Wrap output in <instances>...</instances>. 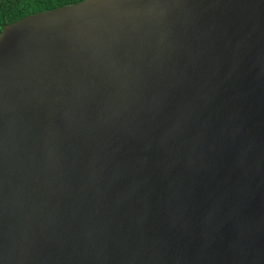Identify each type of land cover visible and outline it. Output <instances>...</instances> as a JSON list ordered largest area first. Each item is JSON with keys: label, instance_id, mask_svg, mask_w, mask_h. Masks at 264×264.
Instances as JSON below:
<instances>
[{"label": "water", "instance_id": "1", "mask_svg": "<svg viewBox=\"0 0 264 264\" xmlns=\"http://www.w3.org/2000/svg\"><path fill=\"white\" fill-rule=\"evenodd\" d=\"M0 264H264V0L6 26Z\"/></svg>", "mask_w": 264, "mask_h": 264}, {"label": "trees", "instance_id": "2", "mask_svg": "<svg viewBox=\"0 0 264 264\" xmlns=\"http://www.w3.org/2000/svg\"><path fill=\"white\" fill-rule=\"evenodd\" d=\"M77 3H79L77 0H63V2L56 0L55 3H53V0H36L34 3H21V0H10L9 3L0 5V29L3 31L6 26L25 17ZM2 31H0V34Z\"/></svg>", "mask_w": 264, "mask_h": 264}, {"label": "snow or ice", "instance_id": "3", "mask_svg": "<svg viewBox=\"0 0 264 264\" xmlns=\"http://www.w3.org/2000/svg\"><path fill=\"white\" fill-rule=\"evenodd\" d=\"M10 0H0V5H3L5 3H9ZM36 2V0H21V3H34ZM77 2L79 3H86L87 0H77ZM51 10H58V9H51ZM0 31H2V29H0Z\"/></svg>", "mask_w": 264, "mask_h": 264}, {"label": "clouds", "instance_id": "4", "mask_svg": "<svg viewBox=\"0 0 264 264\" xmlns=\"http://www.w3.org/2000/svg\"><path fill=\"white\" fill-rule=\"evenodd\" d=\"M56 2V0H53V3H55ZM61 2H63V0H61Z\"/></svg>", "mask_w": 264, "mask_h": 264}]
</instances>
